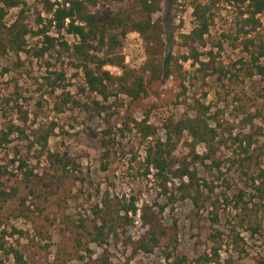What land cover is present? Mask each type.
Wrapping results in <instances>:
<instances>
[{"label": "trees", "instance_id": "16d2710c", "mask_svg": "<svg viewBox=\"0 0 264 264\" xmlns=\"http://www.w3.org/2000/svg\"><path fill=\"white\" fill-rule=\"evenodd\" d=\"M28 1L0 0V58L27 54L43 60L52 56L58 48L68 53L73 68L83 73V91L93 99L89 103L75 99L68 90L65 72H52L47 81L54 93L61 91L60 101L56 104L59 113L69 107L84 109L99 115L106 114L109 123L115 115L110 113L112 105L122 102L125 107L128 102L129 118L123 122V128L110 124L101 134L92 132L94 138L101 137L102 171L109 170L117 139L135 132L148 142L144 175L153 176L167 204L148 203L139 207L134 197L127 199L109 190H100L99 200L88 214H63L60 219L58 216L51 218L49 209L52 203L56 199L70 198L71 185L76 186L80 180L77 176L80 168L69 154L61 155L49 150L53 129L33 135V147L39 145L42 149L39 150L40 157L47 156L50 163V169L44 176L40 177L30 170L29 159L22 156L4 164L1 153L12 145L13 137H28L24 127L29 123L30 115L23 106L16 104L14 111L20 115L22 126L11 120L0 131V226L12 220L29 222L36 233L34 239L30 236L25 238V233L16 228H13L14 235L30 240L38 251L34 258L31 250L18 241L17 245L3 247L5 256L0 258V264H114L112 254L106 248L121 243L135 256L163 251L165 264H221L222 245L219 246L217 238L222 240V233L213 236L217 246L211 254L191 260L179 251L177 220L170 226L163 219L170 206L189 203L193 210L191 222L201 230L200 224L205 221L204 210L215 191L210 182L200 176L199 166L207 167L206 163L212 162L216 169L222 167L217 155L227 143L211 124L210 107L198 100L193 105L188 104L189 73L185 68L187 63L198 66L197 73H204L201 78L203 84L207 83L211 72H223L225 69L217 61L220 54L214 50L206 51L214 23L212 7L204 0L192 2L194 28L189 34H180L177 53L172 54L167 52L165 27L158 18L163 11V0H111L119 5L117 9L99 8L100 0H34L48 16V19L39 17V25L43 29L38 32H33L25 22ZM234 1L247 5L252 18L246 23L253 24V31L262 27L256 17H264V0ZM14 10H20V13L17 20L9 24L8 17ZM46 22L49 24L46 25ZM52 30L59 38L51 34ZM31 34L43 40V47L32 52L28 50ZM132 34L139 36L144 47V62L134 68L127 63L124 53L125 42ZM64 35L77 41L70 45L61 40H64ZM258 53V58L253 55L252 63L242 60L234 67L241 66L250 79L255 75L253 69L264 76V67L257 64L260 58H264V47ZM107 67L119 69L121 74L114 75ZM166 77H170L173 83L168 90L164 88ZM237 102L240 103L239 112L245 116L243 123L251 131L243 134L242 138L233 139L239 160H230V163L238 165L241 176L252 181L260 199L264 200V94L260 92L255 97L242 95ZM186 105L192 113L180 118L169 117L163 126L165 139L159 137L160 129L151 123L152 114L167 107ZM136 112L142 114V120L134 117ZM256 122L262 126H257ZM181 146L188 149V156L177 155ZM201 146L207 150L205 155L199 152ZM19 155L21 152L16 149L15 156ZM257 183L259 186H256ZM236 203L244 215L241 223L248 224L254 235H264L263 222L258 221L259 207L250 208L243 192H240ZM137 216H140L146 229L145 234L137 240L123 238L125 229L135 224ZM212 222L218 223V218H213ZM232 237H235L233 242L237 250L244 253L238 245L240 237ZM92 247L103 249L102 255L94 256ZM40 250L46 251L50 257L37 258L42 255ZM259 264H264V258Z\"/></svg>", "mask_w": 264, "mask_h": 264}, {"label": "rangeland", "instance_id": "374dc122", "mask_svg": "<svg viewBox=\"0 0 264 264\" xmlns=\"http://www.w3.org/2000/svg\"><path fill=\"white\" fill-rule=\"evenodd\" d=\"M193 1L163 0V11L158 18L162 20L165 27L168 53L176 54L180 34H189L194 28V10L191 7ZM204 2L212 7L214 14V23L208 37L206 51L214 50L215 53L220 54L217 61L225 69L223 72H211L207 83L203 84L201 78L204 73H197L199 67L187 63L185 68L189 73L188 104L193 105L198 100L210 107L213 118L211 124L218 129L220 138L227 145L222 146L217 155L222 166L220 170L216 169L212 162H207V167L199 166L200 176L209 181L215 191L212 201L204 210L205 221L200 224L202 229L195 228L197 224L191 222L193 210L189 203L170 206L163 219L170 226L173 225L174 220H177L179 251L189 256L191 260L211 254L212 249L217 246L213 236L220 232L222 240L217 239L219 246L222 245L221 264H259L264 258V235H254L248 224L241 223L244 215L236 207V202L240 192H243L244 200L250 208H255L256 205L259 207L258 221L263 222L264 228V200L260 199L252 181L249 182L243 175L241 176L238 165L232 166L230 160H239L233 139L242 138L243 134H249L251 131L249 126L243 123L245 116L239 112L240 103L237 102V98L242 95L255 97L260 92L264 94V76L253 69L254 77L247 78L246 72L241 70L242 67L239 65L234 67V65L242 60L252 63L253 55L258 58V52L261 51V47H264V17H256L262 23V27L253 31V24L246 23L249 18H252L247 5L234 0H204ZM118 7L119 5L111 0H100L99 8L101 9H117ZM19 13L20 10L11 12L8 17L9 24L17 20ZM40 16L48 19L45 9L34 0H29L25 22L33 32L43 29V26L39 25ZM48 24L46 22V25ZM51 34L59 38L54 30ZM61 40L67 41L70 45L77 41L69 35H64V40ZM28 42V50L31 52L33 49L43 47V40L35 34L29 36ZM124 53L127 63L133 68L139 67L144 62V47L138 35L132 34L128 37ZM257 62L264 67V58H260ZM107 70L114 75L120 74V70L113 67H107ZM61 71L65 72L68 90L75 99L89 103L93 97L83 91L85 88L83 73L73 68L69 54L61 48L43 60L27 54H11L6 58H0V131L11 120L18 126H22L20 115L14 111L16 104L23 106L30 115L29 123L24 127L28 137L23 138L20 135L13 137L12 145L1 153V157L5 160L4 164L19 160L22 156L29 159L30 170L40 177L44 176L50 169V163L47 156L40 157L39 150L42 149L39 145L33 147L35 142L33 135L38 131L46 132L53 129L49 150L72 156L80 168V173L77 174L80 180L76 186L71 185L72 192L68 200L56 199L52 203L49 209L51 218L58 216L60 219L63 214H88L92 206L98 202L100 190L103 192L109 190L127 199L134 197L138 200L139 207L148 203L166 205L167 200L160 195V189L153 176L144 175L145 150L148 142L143 141L135 132L126 134L125 138L117 139L109 170L102 171L101 137L94 138L92 132L101 134L110 124L113 127L123 128V122L129 118L126 106L128 102L125 107L122 106V102L112 105L110 113L115 115L109 123L106 114L99 115L84 109L69 107L59 113L56 111V104L60 101L61 91L54 93L47 78L50 77V73ZM172 87V79L166 77L165 90ZM111 102L113 103L114 100ZM187 113H192L187 105L167 107L155 111L152 114L151 123L160 129L159 137L165 139L163 129L165 121L169 117L180 118ZM134 117L137 120L143 119L140 112H136ZM256 124L262 126L259 122ZM16 149L21 152L18 157L15 156ZM199 152L205 155L207 150L201 146ZM188 154L189 151L184 146L177 151L180 157H186ZM255 179L257 180V176ZM256 186H259L258 183ZM215 217L219 221L216 224L212 222ZM134 219L135 224L125 229L123 238L137 240L145 234L146 229L140 221V216ZM13 228L24 232L25 238L36 237L33 226L25 220H12L9 224L0 226V258L5 256L3 247L17 245L18 241L31 250V255L35 258L38 248L33 247L30 240H22L19 235H14ZM233 235L240 237L238 245L244 253L237 250ZM92 248L93 255L96 257H100L104 251L101 248ZM106 249L112 254L114 264H165L163 251H157L154 255L135 256L133 251L125 247L123 243L112 244ZM40 252L42 255L37 258L50 257L46 251L40 250Z\"/></svg>", "mask_w": 264, "mask_h": 264}, {"label": "built area", "instance_id": "2783aa9c", "mask_svg": "<svg viewBox=\"0 0 264 264\" xmlns=\"http://www.w3.org/2000/svg\"><path fill=\"white\" fill-rule=\"evenodd\" d=\"M120 74H121V71H120ZM120 74H119V75H120Z\"/></svg>", "mask_w": 264, "mask_h": 264}]
</instances>
